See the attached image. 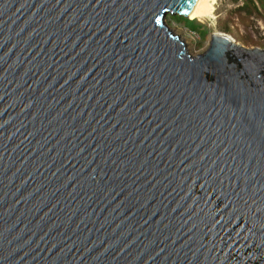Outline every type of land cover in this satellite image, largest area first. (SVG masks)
Returning <instances> with one entry per match:
<instances>
[{
  "label": "water",
  "instance_id": "water-1",
  "mask_svg": "<svg viewBox=\"0 0 264 264\" xmlns=\"http://www.w3.org/2000/svg\"><path fill=\"white\" fill-rule=\"evenodd\" d=\"M195 1L0 0V264H264V49Z\"/></svg>",
  "mask_w": 264,
  "mask_h": 264
},
{
  "label": "rangeland",
  "instance_id": "rangeland-1",
  "mask_svg": "<svg viewBox=\"0 0 264 264\" xmlns=\"http://www.w3.org/2000/svg\"><path fill=\"white\" fill-rule=\"evenodd\" d=\"M214 18L167 15L165 23L184 41L191 56L205 52L211 34L229 36L246 49H264V0H217Z\"/></svg>",
  "mask_w": 264,
  "mask_h": 264
},
{
  "label": "bare ground",
  "instance_id": "bare-ground-1",
  "mask_svg": "<svg viewBox=\"0 0 264 264\" xmlns=\"http://www.w3.org/2000/svg\"><path fill=\"white\" fill-rule=\"evenodd\" d=\"M216 3H217V0H196L195 5L190 15L188 14L189 18L193 20L194 19L200 20L202 18H214L215 17L214 11L216 9V6H215ZM213 34H220V35L227 36L221 33H213ZM227 38H229V40L235 44V42L229 36H227Z\"/></svg>",
  "mask_w": 264,
  "mask_h": 264
}]
</instances>
